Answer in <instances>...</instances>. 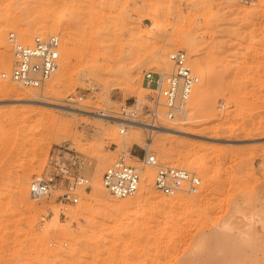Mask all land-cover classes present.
I'll list each match as a JSON object with an SVG mask.
<instances>
[{"label": "rangeland", "instance_id": "obj_1", "mask_svg": "<svg viewBox=\"0 0 264 264\" xmlns=\"http://www.w3.org/2000/svg\"><path fill=\"white\" fill-rule=\"evenodd\" d=\"M67 12L73 17L60 24ZM159 24L163 30L151 33ZM41 32L61 43L59 68L42 93L1 76L10 71L9 34L30 44ZM159 48L163 60L154 58ZM5 49L0 264H184L190 249L200 255L192 264H229L227 255L234 264H264V0H0V53ZM174 50L203 79L188 120L158 124L187 135L130 128L121 135L117 125L17 103L7 93L13 87L67 107L116 110L144 98L143 73L169 71L164 53L168 59ZM134 135L139 143H121ZM62 143L80 154L90 188L75 206L58 204V189L31 200L30 181L47 178L48 152ZM145 143L160 163L195 171L200 192L167 197L151 187L144 198L115 199L103 188L95 196L105 167L120 154L137 165ZM55 208L63 213L53 219Z\"/></svg>", "mask_w": 264, "mask_h": 264}, {"label": "built area", "instance_id": "obj_2", "mask_svg": "<svg viewBox=\"0 0 264 264\" xmlns=\"http://www.w3.org/2000/svg\"><path fill=\"white\" fill-rule=\"evenodd\" d=\"M9 40L12 43L10 71L2 77L22 88L41 93L59 68V36L36 35L30 44H21L16 42L15 35L11 33ZM168 58L169 71L143 73L142 88L146 95L142 100L133 99L116 110L100 111L102 117L118 122L119 134L125 135L129 124L155 127L161 120L177 123L188 119L192 92L200 78L193 72L183 50H174ZM128 160L129 157L120 154L102 173L103 188L115 199L135 196L142 181L149 178L152 179L151 187L167 197L196 195L202 188L201 180L195 171L160 163L146 150L141 159L137 160V165ZM83 167L84 162L80 154L69 144L55 146L48 152L45 169L47 178L33 179L28 185L30 198L35 201L46 199L58 189V204L77 205L80 192H86L90 188ZM146 171L148 173H145ZM41 220H45V216L42 215Z\"/></svg>", "mask_w": 264, "mask_h": 264}, {"label": "bare ground", "instance_id": "obj_3", "mask_svg": "<svg viewBox=\"0 0 264 264\" xmlns=\"http://www.w3.org/2000/svg\"><path fill=\"white\" fill-rule=\"evenodd\" d=\"M66 12V11H65ZM72 12V11H71ZM71 12H67V13H64V14H62L61 16H60V18H59V23L60 24H65L66 22H68L69 20H71V18L73 17V14L71 13ZM43 25H45V24H43ZM163 27V26H162ZM162 27H161V25L159 24V25H155V26H153V28H152V32L151 33H153V34H155L156 35V33L158 34V33H160L163 29H162ZM49 28V26L47 27V29ZM82 28V27H81ZM164 28V27H163ZM51 29V28H50ZM22 31V30H21ZM49 31V30H48ZM80 32V31H79ZM82 32V31H81ZM19 33L21 34V32L19 31ZM29 32H26V30H25V32L23 31V36H25V35H27ZM42 34L41 35H45V34H43V32H41ZM19 37H20V35H18ZM22 37V36H21ZM20 37V38H21ZM28 37V36H27ZM72 37V36H71ZM23 38V37H22ZM25 39V38H24ZM66 40H68V39H66ZM28 42V41H27ZM84 45V44H83ZM3 47H5V45H3ZM7 47V46H6ZM2 48V47H1ZM3 49V48H2ZM1 49V50H2ZM7 49V48H6ZM6 49L4 50V52H2L3 54H1L0 53V56H1V59H0V70H2L1 69V65H2V63H3V65L2 66H4V63H5V61H7L8 59H9V56L7 55V53H5V51H6ZM165 49H163L162 48V50H161V48H159V51H158V53H160V54H158L157 55V53H156V57H154L155 59H157V60H161V58H162V60H163V51H164ZM64 52H66V51H64ZM81 52V51H80ZM166 52V51H165ZM89 53H90V51H89ZM87 54H88V52H87ZM166 53H164V57H165V59L164 60H166V64H170V62H169V58L168 59H166V55H165ZM64 57V56H63ZM162 62V61H161ZM8 65V64H7ZM6 65V66H7ZM65 63L63 64V66H62V68H60L61 69V72H62V74H65ZM97 66V65H96ZM199 63L196 65V69L198 68L199 69ZM97 68V67H96ZM197 69V70H198ZM204 70V69H203ZM7 71H9V68H8V70H6V71H4L3 70V72L1 73V76L2 75H4V74H6V72ZM60 72V73H61ZM199 74V73H198ZM62 76H64V75H62ZM202 77V76H201ZM200 78V77H199ZM203 79V78H202ZM202 79L199 81V87L201 86V81H202ZM2 80V79H1ZM1 80H0V82H1ZM4 80V79H3ZM2 84H3V82H1ZM1 83H0V85H1ZM5 85V84H4ZM198 87V85H197V88H199ZM2 88H3V86H2ZM7 89H8V87H6ZM195 89H196V86H195ZM44 90V89H43ZM42 90V91H43ZM52 89H49L48 90V92H50ZM201 91V90H200ZM47 92V93H48ZM195 92H196V94H198L199 93V89H197V91L195 90ZM7 93H10L11 95H13V97L15 96V98L16 99H13L12 101H14V102H17V103H19V102H21L22 104H26V105H37V106H42V107H47V108H56V109H59V110H62V111H66V112H72V113H75V114H83L84 116L86 115V116H88V117H90V118H92V119H94V120H96L97 122H106V123H109V124H111V126L112 125H119L118 124V122L117 121H112V120H108V119H106V118H104V117H102L99 113H100V111L98 110V111H90L89 109H87V107L85 108V109H83V107H82V105H81V107L82 108H74V107H67L66 105H65V102L63 103V102H61V101H59V100H57V99H55V98H53V97H50V96H43V97H41V99H39V100H36V99H32L29 95H26V94H24L23 92H21V91H19V90H17V89H15V88H9L8 89V91H7ZM42 93V92H41ZM9 94V95H10ZM80 106V105H79ZM188 120V119H187ZM128 128H130V129H133V130H144V131H148V132H150V133H154V134H158V133H165V134H175V135H180V136H183V135H187L188 134V132L187 131H184V130H182V129H175V128H172V127H166V126H160V125H156L155 127H145V126H143V125H140V124H137V123H135V124H129V126H128ZM129 132H131V131H129ZM140 142V139H139V136L138 135H134L132 138H126L125 140H122L121 141V143L122 144H124V143H127V144H130V145H132V144H134V143H139ZM129 146V145H128ZM144 150H146L147 152H150L151 151V143L150 144H147V143H145V149ZM151 153V152H150ZM130 154V153H129ZM130 158V157H129ZM131 158H133L132 156H131ZM137 158H136V163H137ZM145 173H148V171H146ZM27 178V177H26ZM98 183V184H97ZM97 183H96V185H94V188H93V193H94V195L95 196H97V195H99V194H101V192H102V190H103V185H102V183L101 182H98L97 181ZM151 185H152V179L151 178H149V179H147V181H142V183H141V185H140V189H139V191H138V193L137 194H141V196L143 195V198H144V196L148 193V191L147 190H149L150 188H151ZM26 192H24L23 193V195H24V197L23 196H21L23 199L24 198H26ZM22 195V194H21ZM146 199H147V197H146ZM31 200H33V199H31ZM24 208V207H23ZM236 209V208H235ZM63 213V210H62V208H55L54 209V211H53V219H56V218H58L61 214ZM29 218H30V216H29ZM193 253V250L192 249H190V250H188V251H185V252H183V255H182V259L184 260V264H192V263H194L198 258H196L197 256H200V255H197V254H192ZM227 256H230L231 258L230 259H228L229 260V262H227V263H229V264H234V262H235V259L233 258V256L232 255H227ZM221 262V261H220ZM223 262H226V261H224V260H222V263ZM256 264V263H255Z\"/></svg>", "mask_w": 264, "mask_h": 264}]
</instances>
